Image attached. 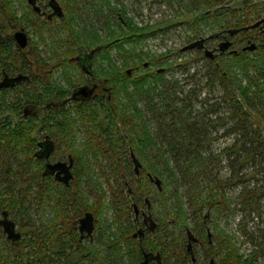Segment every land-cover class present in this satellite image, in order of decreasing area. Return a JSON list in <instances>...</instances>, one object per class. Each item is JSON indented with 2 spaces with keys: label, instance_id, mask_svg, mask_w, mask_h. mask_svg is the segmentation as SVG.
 <instances>
[{
  "label": "trees",
  "instance_id": "obj_1",
  "mask_svg": "<svg viewBox=\"0 0 264 264\" xmlns=\"http://www.w3.org/2000/svg\"><path fill=\"white\" fill-rule=\"evenodd\" d=\"M87 1L62 0V6L69 14L82 10V5ZM164 1L184 9L182 18H190L189 25L194 36L205 38L207 29L212 28L211 36L205 38L206 41L208 39L207 42L228 39L236 49L233 53L228 54L227 49L219 55L209 57L206 45L195 47L199 49L197 59L202 57L207 61L205 76L201 79L205 81L204 87L209 88L211 93L218 89L221 93L215 100L211 95L204 97V107L201 109L196 110L194 103L202 90H190L186 93L178 80L169 83L159 78L162 72L157 71L152 83H148L146 78L135 79L132 68L131 72L117 69L102 80L94 70L93 77L88 76L84 83L102 81L104 93L68 103L65 101L72 95L73 89L81 84L80 81L75 83L71 75L68 76L70 88L55 83L54 85L48 75L46 78L36 75L38 82L26 83L12 99L7 97L6 90L2 92L4 96H0V112H22L18 120L11 117L0 120V211H9L11 218H16L17 221L19 218L28 219L31 209L38 204H48L56 213V217L53 216L56 224L55 238L62 233L60 227L64 221L61 219L70 217V210L74 211L76 219L82 208L88 209L94 214L96 222H100L103 210L111 209L115 215L112 224H117V233L110 236L107 234L109 227H99V235L91 240L92 257L89 259L87 255L84 256L92 264H98L99 261L104 264H136L143 257V249L159 250V240L164 242L167 236L171 238V250H167L171 253L163 254L166 249L164 242V264H200L197 261L192 262L190 253L188 259L183 257L184 251L179 246L180 237L176 231L169 230L168 220L164 219L168 217L154 212L155 200L151 194L152 181L149 174L154 176L158 165L151 161L149 166H144L140 161L143 167L141 175H135L134 168L133 171L131 169L133 163L126 157L128 152L130 156L131 151L135 152L134 148L136 155L140 157L143 150L145 153L149 152L146 150L149 147L155 158L161 164L167 165L165 172L170 182V199L173 203L166 207L168 183L162 179L163 190H160V194L165 210L169 215L172 214L176 222L182 221L191 230L188 225L189 211L190 219L195 224L194 229L206 240L205 229L211 224V220L204 214L206 209L215 208L220 216L225 217L237 211V207L232 206L227 196V188L241 186L240 194L236 197L237 203L249 214L259 213L264 209V175L259 183H252L248 175L243 173L245 164L253 162L263 166L261 170L264 174V0ZM16 2L22 4L23 1L0 0V21L31 26L45 43V33H53L55 20L34 19L31 11H24V14L19 15V9H14ZM119 14L124 18L123 12ZM62 25L68 32L67 39H61L67 54L59 64L64 66L69 62L77 64L76 57L83 55V58L91 60L93 53L103 49L109 51L112 46L146 38L156 32L154 27L124 31L103 43L90 44L92 55L87 56L84 55L86 50L80 46L81 34L74 29L66 12L62 17ZM215 26L219 27V32L214 30ZM10 39L12 50L15 40L12 36ZM250 42L256 43L257 49L245 51L243 46ZM81 48L83 50L79 52ZM32 53V56H38V61L42 60L38 50L33 48ZM4 55L6 57L2 64L8 72L15 73L20 65L28 64L27 56L20 52L7 50ZM181 66L188 70L186 63ZM189 74L193 81L199 75L203 77L201 71ZM131 84L134 85L132 89ZM138 100H144L143 107ZM25 107H28L29 113L24 116L22 110ZM224 107L229 112V120L224 123L228 127L226 132L235 136L234 143L224 151L233 164L228 179L220 175V160L212 153L210 139L213 134L211 129L214 127L213 117L220 116L219 112ZM41 111L43 115H40ZM253 115L260 118V123L255 121ZM80 134H83V149L77 146ZM47 137L56 145L49 159L45 155L41 157L38 147V142L43 139L45 142ZM66 155H71L75 161L74 178L69 185L58 182L51 172H47L46 166V162L48 164L54 162L52 160L65 159ZM167 158L172 164L167 162ZM98 167L105 183L97 181L91 173L92 169ZM258 168L255 166L254 171ZM252 175L253 172L250 177ZM134 204L141 209L149 204L152 215L150 217L159 222L155 242L149 238L146 240L152 244L146 241L140 244L141 239L134 235ZM170 208L175 211L171 213ZM142 220L141 225L144 226ZM31 224L33 222L22 227ZM41 234L38 231L27 232L20 242L27 243L28 252L23 258L28 257V264L37 262L34 258L39 255L35 249L29 251V248H37V243L43 239ZM1 236L5 237L2 230ZM63 237L66 242L62 244L70 246L71 249L74 244H80L78 233L74 230L67 231ZM218 237L220 240L221 236ZM221 240V249L226 251L222 264H254L260 250H264L262 241L259 244L261 248L245 259L237 244L230 238L222 237ZM147 244L153 248L150 249ZM100 245L102 246L99 247ZM103 247L107 250L106 253L101 251ZM82 249L84 253L87 252L86 248ZM2 252L1 264H25L18 255L11 256L6 249H2ZM63 252L64 250H60L56 253L57 263L63 258Z\"/></svg>",
  "mask_w": 264,
  "mask_h": 264
},
{
  "label": "rangeland",
  "instance_id": "obj_2",
  "mask_svg": "<svg viewBox=\"0 0 264 264\" xmlns=\"http://www.w3.org/2000/svg\"><path fill=\"white\" fill-rule=\"evenodd\" d=\"M62 4V0H59ZM47 4V1H44ZM82 5V3H81ZM84 8L79 10L78 12L73 11L69 13L65 10L68 15L72 26L76 31L81 34V47H83L86 51L84 55H92L90 44L92 43H103L104 41L110 40L115 36L122 34L124 31H130L131 29L136 30H144V28L154 27L156 28L155 34L149 35L146 38H140L133 41H129L120 46H112L108 51L107 49L100 50L96 53H93L91 63L93 69L99 74L98 77H101V80L112 73H115L117 69H126L131 72V68L134 72L135 79H147L148 83H152L155 81V72H162L159 78H163L167 80L169 83H172L176 80L179 81L181 88L185 89L187 93L190 90H202V93L199 94L198 100L194 103L196 110L204 107L202 104L204 97H210L215 100V97L221 96L220 90L213 91L209 88L204 87L205 81L201 79L204 78L207 61L206 59L200 57L197 59V48H191L190 46L196 42L204 41V45L208 50L214 52V56L221 54V50L219 46L222 42L230 41L228 39L216 42H207L205 38H209L211 36L213 29H207L204 36H194L193 29L189 25L190 18L183 17L185 14L184 9L180 8L178 5H170L166 3L164 0H88L82 5ZM81 6V7H82ZM123 12L124 18L122 14ZM21 14V11L20 13ZM49 13H44L43 17L40 19H47ZM46 17V18H45ZM55 23L53 24V33L46 32V42L44 43L42 39H39V36L33 31V28H29V37L32 41V50L35 48L42 55V60L38 61L37 55H33L31 51L27 54L33 60L32 72L31 76L35 79L36 74L41 77H45L48 75L50 81L53 84H57L59 86H64L70 88V83L68 80V76L71 75L74 82L80 81L83 85L85 84L84 79L88 78V75L84 74L78 67V65L74 63H68L66 66L59 64V61H63L65 59L66 47L61 44V39H67L68 32L64 29L62 25V17L56 16L54 18ZM1 25L7 26L5 28L6 34L10 35L11 25L7 20L0 21ZM216 32H219V27L215 26ZM251 43V42H250ZM250 43H246L243 47L245 48ZM34 44V45H33ZM83 48H81L79 52H82ZM234 45H232L228 49V54L235 52ZM78 52V53H79ZM226 52V53H227ZM36 53V52H34ZM77 54V53H76ZM83 57V55L81 56ZM86 58V57H85ZM197 59V60H196ZM94 60V61H93ZM61 61V62H62ZM90 61H88L89 63ZM186 63L188 70H184V67L181 64ZM61 65V66H60ZM195 71H201L203 77L201 75L198 76L197 80H191L189 77V73H194ZM132 72V73H133ZM25 76V75H24ZM28 77V76H26ZM99 81V80H98ZM93 82V81H91ZM90 82L87 81V84ZM54 84V85H55ZM80 84V85H81ZM133 84V83H132ZM130 86V89L134 88V85ZM110 87V85H107ZM203 88V89H202ZM20 88L14 91H7L6 95L9 99H12L13 96L17 94ZM3 92V91H2ZM0 93V96H4ZM125 98V97H124ZM140 102V106L143 107L144 100H138ZM212 102V101H211ZM225 109V107L219 112L220 116H214V127L211 129V150L214 156L219 157V171L221 177L224 179H228L231 174V164L229 158L224 154V151L227 147L231 146L234 143L235 136L230 135L226 132L228 127H225L224 123H227L229 120V112ZM22 114V112H21ZM21 114L18 112L5 111L0 112V120L11 117L14 120H18L21 118ZM40 115H43V111H41ZM104 112L102 113V117H104ZM253 118L257 122L260 118L256 115H253ZM226 119V120H225ZM139 120V119H138ZM139 123V121H138ZM257 123H260L258 121ZM38 127H41V124H38ZM43 135V132L40 134ZM83 135V134H82ZM80 134L77 146L80 148L83 147L84 139ZM83 149V148H82ZM135 152L136 149L134 148ZM147 153L144 150L141 152L140 157L138 158L143 163L144 166H149L151 161L158 165L156 169V173L153 176L154 181L156 178L163 180L168 183L167 192H166V207L171 205L172 199L170 195L171 186L169 179L167 178L166 169L167 165L161 164L154 156V153L150 152L149 147L146 148ZM129 159V152L126 154ZM167 162H170V159L167 158ZM59 160V159H57ZM57 160H52L56 162ZM68 162V155H66L65 159ZM104 165L108 166L107 163ZM133 166V165H132ZM131 169L133 171V167ZM255 166L259 167L258 170L254 171ZM261 164H245L244 172L245 175H248V179L252 183H259V181L263 177V171ZM134 172V171H133ZM251 172H253L252 177ZM93 176L97 181H101L105 183V178L102 177V172L100 168H94L91 170ZM147 175V173H146ZM148 177V175H147ZM250 177V178H249ZM163 179V180H162ZM152 181V180H151ZM150 182L151 194L155 200L153 202V210L155 213L163 214L173 221L172 226H168L169 230L176 231L178 237H180L179 242L181 243L183 239H185V247L188 243V235L198 236L200 237L198 231L194 229L195 224L193 222L188 211L189 216V226H184L182 221L176 222L174 218H172V214H168L165 210V205L163 203V197L160 194V189L156 183ZM108 188L107 186L105 187ZM241 186H232L227 188V196L232 202L233 207H237L236 213L230 215L229 217L220 216L218 210L206 209L204 214H206L210 220V229L214 235L221 236L220 241L222 243V237L230 238L237 246L239 247L240 254L244 256V258H248L250 253L254 251L257 252L261 247L259 244L264 241V209L262 208L259 213L249 214L247 211H244L241 206L237 203L236 197L240 194ZM162 192V191H161ZM169 197V198H168ZM264 205V202H262ZM169 205V206H168ZM48 204L44 206L38 204L31 209L29 218L26 217L22 220L17 219L18 230L22 232L23 237L27 232L38 231L41 232V236L43 239L41 242L37 243V248H29V251L35 249L37 254L35 262L36 264H92V261L89 262L84 256V249L86 248V253L89 259L92 257L91 253L93 251L91 241H86L84 245L81 247H77L75 251L70 250V252H63V258L60 259L59 263H57V250L60 242L65 243V239L62 234L58 235V240L56 241V236L54 238V227L56 226L55 221H53V216L56 213L54 210L48 207ZM188 206H185L187 208ZM143 210L147 214L150 213V208L145 207ZM171 213H173L174 209H169ZM187 212V211H186ZM114 212L111 209L106 208L101 213V221L96 222V230L94 231V238L99 235L98 229L103 226L109 229L107 230L108 235L117 233V224H112L114 220ZM15 218V217H14ZM18 218V217H17ZM55 219V218H54ZM16 220V218H15ZM29 222H33V224L24 226ZM66 229L68 227L66 226ZM194 229V230H193ZM32 230V231H31ZM205 234H207V230L205 229ZM30 237V234L28 235ZM149 236L152 237L151 234ZM183 236V239L181 238ZM218 238V237H217ZM151 239V238H149ZM219 240V239H218ZM190 241V240H189ZM59 242V243H57ZM5 240L1 236L0 231V246L3 250H5ZM191 243V242H190ZM189 244V243H188ZM100 245L99 247H101ZM36 247V246H35ZM0 248V252L3 254L2 249ZM101 251L106 253L105 247L101 248ZM200 250V247L197 248ZM73 250V249H72ZM196 252V261L200 264H210V259L208 257H203L201 251ZM28 251V250H27ZM261 253L258 255L254 264H264V250H260ZM226 251L224 249L221 250V255L219 256V261L225 257ZM33 255V254H32ZM216 256V254L214 253ZM91 256V257H90ZM33 258V256H32ZM98 264H104V262L99 261Z\"/></svg>",
  "mask_w": 264,
  "mask_h": 264
},
{
  "label": "flooded vegetation",
  "instance_id": "obj_3",
  "mask_svg": "<svg viewBox=\"0 0 264 264\" xmlns=\"http://www.w3.org/2000/svg\"><path fill=\"white\" fill-rule=\"evenodd\" d=\"M22 4H19V2H16L15 5H14V9H19V13L21 11V14L19 15H22L24 14V11H31L33 16H34V19L36 18H40L41 16L43 17V14L44 13H49L47 19L49 20H54V18L58 15H53L55 13V9L53 7V3H52V0H33V2H30V0H22ZM44 1H47L48 3L45 4ZM56 2H58V4L62 7L63 9V12H64V15H65V10H64V7L62 6V4L59 2V0H56ZM40 8L39 11L36 10V8ZM63 15V16H64ZM60 17V16H58ZM46 18V17H45ZM9 24H10V21H8ZM11 31L9 32V34H6V30L5 28L7 26L5 25H1L0 23V92H4V90L6 91H11V90H16L18 88H22L25 86L26 83L28 82H31V83H34V82H38V79H33V76H31V72H32V65L34 64L33 63V60L28 56V52L31 51L32 53V50L30 49V47L32 48V41L29 37V28H31V26H28V25H23V26H20L19 24H16V23H11ZM19 30H24L27 35H28V38H29V45L26 47V48H21L18 43L16 42L15 40V33ZM13 37V39L15 40V47L14 49H10V37ZM6 48V49H5ZM9 50L10 52H20L22 54H25L27 57V61H28V64L26 65V63L20 65V67H18L16 69V72H8L7 70H5L3 68V60H4V57H6L4 55V52ZM78 58V59H77ZM77 61H78V67L79 69L86 75H88L89 77H93V74L92 72L94 71L93 69V66H92V63H91V60H87L86 58H83V57H76ZM88 61H90L88 63ZM28 76L26 77V79H21L20 81L16 80L15 81V78H18L19 76ZM38 75V74H36ZM84 86H87L91 89H93V93L90 97H94L98 94H103L104 91H105V88H103V83L102 81L101 82H94L92 84H81L79 85L78 87L74 88L73 89V92H72V95L69 97V99H67L65 102H69L71 100H81V99H85L79 95L77 96H74V94L81 88V87H84ZM22 111H24V116L27 115L28 112V107H25ZM48 140V137L46 139V141ZM45 141V142H46ZM44 143V139L43 140H40L38 142V147L39 148V152H41V157H43L44 154H42V144ZM56 149V145L55 143L53 142V148H52V151L50 153L49 156L46 157V159H49L52 155V153L54 152V150ZM132 152V151H131ZM134 152V151H133ZM135 156L136 153L134 152ZM129 160L133 163V168H134V173L135 175L136 172H135V164H134V160L132 158V155L130 156L129 155ZM72 161V166H71V173L73 174V178H74V173H75V161L74 159L72 158L71 155H68V162L66 160H62V159H59L57 160L56 162H52V163H57V162H66L68 165L71 163ZM46 166H47V162H46ZM143 168V167H142ZM141 168V169H142ZM61 173V174H59ZM54 177L58 180V182L62 183V184H66V185H69L71 181H69V183H67L65 180H63L64 177H66L68 174V172L65 170H57L54 174ZM59 175V177H58ZM141 175V173H140ZM138 176V175H137ZM58 177V178H57ZM149 177L152 181H154V177L152 175L149 174ZM156 181V180H155ZM154 181V182H155ZM162 189V188H161ZM134 214H135V233L134 235L136 236V238H139L141 239L140 244L144 243L148 238H151V240H153V242H155V239H157V230L159 229V222L154 218V217H150L151 215V212L149 214H147L145 212V210H143V208L141 209L137 204H134ZM150 208V205L148 204L147 208ZM81 214L78 218L74 219V216H75V213L74 211L70 210L69 212V216L68 218L66 219H61V221H64L61 225L60 228H62V235L63 236H66V233L67 231H71V230H74L78 233V236H79V240H80V244L78 246H81V245H84L86 241H91L92 238H94V231L96 230V218L94 216V214L89 211L88 209H85V208H82L81 209ZM5 216H7L8 219L12 220L15 222L16 224V230L18 232H20L22 234V232L20 230H18V223L16 222V220H13L10 216V213L9 211H6V210H3V211H0V220L1 219H4ZM152 216V215H151ZM142 217V223L144 224V226L141 225V220L140 218ZM208 220L210 219L209 217H207ZM66 220V221H65ZM138 223V224H137ZM172 223L173 221H171V219L168 220V226H172ZM161 224V223H160ZM66 226L68 227V229H66ZM3 231L4 233V240H5V245H4V248L6 249V252L10 253V255H18L17 257L19 259H21V261L24 260V263L25 264H28V257L25 256L23 258V256L25 255V253H27L28 251V247H27V243H21L20 242L24 239L23 235L21 237V239L19 240H11L8 238L7 234L5 233L4 231V228L3 226H0V231ZM206 230H207V240L203 237V236H200V237H196L193 235V237L191 238L190 234L187 232V237L188 239V243H187V246L185 247V239H183V241L180 243L179 246H181V248L183 249L184 251V255L183 256L185 259H188V253H190V256H191V260L192 262H196V252H197V248L198 246L200 247V250L198 251H201L203 257H208L210 259V264H222V260L219 261V256L221 255V244H220V240L219 237L216 235H214L210 229V227H206ZM148 233H151L152 237L148 235ZM60 235V234H58ZM58 235L56 236V241H59L58 240ZM218 237V238H217ZM161 239V238H160ZM60 242V241H59ZM57 242V243H59ZM66 242V241H65ZM165 242V246H166V249L163 248V244ZM161 241L159 240L158 244H159V250H145L143 249V257L142 259H139L137 261L136 264H143L146 259H148V264H164V262H166L164 256H162V251H163V254L167 255L168 253L170 254L171 252L170 251H167V250H171V248H169L171 245V238L170 236H167V240L166 241ZM190 242H191V248H190ZM146 243H151V241H146ZM13 244V246H12ZM148 247L151 249L153 248L152 245L150 244H147ZM146 245V246H147ZM77 244H74V248L73 250L71 249L70 246H66V244H62V242H60V245H58V248H61V249H58L57 252H59L60 250H64L66 252H71L72 251H75L77 249ZM14 247V249L12 248ZM168 247V249H167ZM1 248V246H0ZM12 248V249H11ZM25 248V249H24ZM2 249V248H1ZM22 249V250H20ZM10 250V251H9ZM8 253V254H9ZM214 253L216 254V256L214 255ZM85 256L88 254V253H84ZM1 264V263H0Z\"/></svg>",
  "mask_w": 264,
  "mask_h": 264
},
{
  "label": "water",
  "instance_id": "obj_4",
  "mask_svg": "<svg viewBox=\"0 0 264 264\" xmlns=\"http://www.w3.org/2000/svg\"><path fill=\"white\" fill-rule=\"evenodd\" d=\"M30 2H33V0H30ZM53 3V7L55 9V13L53 15H58L60 17H63L64 12L62 7L58 4V2H56V0H52ZM37 11L40 10V8H36ZM16 42L18 43V45L21 48H26L29 45V38L27 33L24 30H19L15 33L14 35ZM232 45V43L230 41L227 42H222L219 46V49L221 50V52L226 51L227 49L230 48V46ZM203 47L204 46V41H199L196 42L194 44H192L190 47L191 48H195V47ZM257 49V44L254 42H251L248 46H246L244 48L245 51L250 50V51H254ZM207 55L209 57H214V52L207 50ZM78 59V58H77ZM21 79H26V76H19L18 78H15V81L18 80L20 81ZM1 86V84H0ZM93 93V89L84 86L81 87L75 94L74 96H81L83 98H89ZM42 154H44L45 156H49L52 148H53V143L49 141V139L44 142L42 144ZM132 158L134 160V164H135V172L138 176H140L141 173V168H142V163L140 162V160L138 159L137 156H135L134 152H131ZM71 166H72V161L71 163L68 165L66 162H57V163H48L47 164V172H51L52 174H54L57 170H66L68 172L69 175H67L66 177L63 178V180H65L67 183H69V181L73 178V174L71 173ZM61 174V173H59ZM59 177V175H58ZM57 177V178H58ZM156 183L158 185V187L161 189L162 188V183L161 180L159 178H156ZM0 226H3L5 233L7 234L8 238L11 240H19L22 237V234L20 232H18L16 230V224L14 221L10 220L7 218V216H5L4 219L0 220ZM191 238L193 237L192 235L190 236ZM190 248H191V243H190ZM143 264H148V259H146V261Z\"/></svg>",
  "mask_w": 264,
  "mask_h": 264
}]
</instances>
